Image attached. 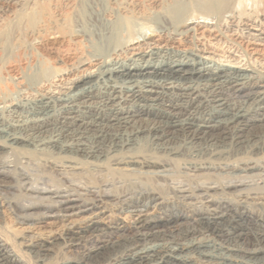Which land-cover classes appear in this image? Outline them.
Listing matches in <instances>:
<instances>
[{"label":"bare ground","instance_id":"6f19581e","mask_svg":"<svg viewBox=\"0 0 264 264\" xmlns=\"http://www.w3.org/2000/svg\"><path fill=\"white\" fill-rule=\"evenodd\" d=\"M21 35L0 71V264H264V0H0V49ZM141 198L155 214L90 219ZM62 249L79 256H41Z\"/></svg>","mask_w":264,"mask_h":264},{"label":"rangeland","instance_id":"374dc122","mask_svg":"<svg viewBox=\"0 0 264 264\" xmlns=\"http://www.w3.org/2000/svg\"><path fill=\"white\" fill-rule=\"evenodd\" d=\"M18 45L22 48L20 50H30V46H29V43L27 42V40H25L23 38V36L21 35L20 37H16V38H11L9 39V41L0 49V50H3V52L1 53L0 55V71H1V68H2V65L9 59L11 58L12 54H13V50H17L18 48ZM215 60H220L221 62L223 63H226V64H229V61H224V57H221V56H215L214 57ZM5 61V62H4ZM244 61H241L240 63L242 64ZM240 63H237V64H240ZM188 85H193V84H190V83H183V84H177V83H165L163 85H160L158 88H156V90L158 91H164L166 93H169L171 97H175L176 94L178 95L179 93H182V92H189L192 96V98H195V97H203L206 93L205 89H203V85H196L194 86L193 89H187L188 88ZM196 86L198 88H196ZM66 87L65 85L62 86V87H58L60 88L62 91L65 90ZM56 89L55 91H58L59 89ZM231 103H234L235 105H241L242 108H247L250 104H251V100H246L244 102H240L241 100H238L236 98H232L229 100ZM239 102V103H238ZM242 103V104H241ZM245 107H244V106ZM212 107V106H211ZM213 108H216V107H213ZM263 113V110H258L256 114H251V118H260L261 114ZM2 117L4 118H7L8 120L9 119H14L16 117H12L10 116V113L9 112H4ZM120 185V186H119ZM119 187L116 188V191L119 190L121 191L123 189V186L121 184H118ZM145 187L148 188V185H146ZM219 201H224V202H227L229 200H219ZM161 202V199H153V198H141V199H138L136 201V204L135 206L132 204V202H128V203H125V204H122L120 206H118L117 208H115V210L112 212V214L110 213H106L103 217H94L93 218H90L91 220L93 221H99V222H105L107 220L110 219V217L112 218H115L117 219L118 221H120L122 218H124L125 221L127 222H131L133 221V219L135 217H137V213H141V214H155V209L156 207L159 205V203ZM241 210V209H240ZM160 219H163L166 217V214H162V213H158L157 214ZM107 217V218H105ZM109 217V218H108ZM0 231L2 233H4L5 235H8L9 236V233L7 232V230L10 228V227H13L14 226V222L13 220L11 219V217L9 215H5L2 220H0ZM189 220H186L185 222H187ZM10 226V227H9ZM202 238H209L208 235L206 234H196L194 236H188L186 238H184L182 241L183 242H190V241H195V240H199V239H202ZM144 238H141L138 240V243L137 245L135 246V248L133 249L134 250H138L142 247H147V246H151L153 244H157V243H161L162 241L159 240V239H155V238H150V237H147V239H144ZM238 244H240V242H238ZM242 244V243H241ZM9 249H10V245L8 246ZM19 250H22L23 247L22 246H18L17 247ZM55 250V249H54ZM64 251V253H63ZM67 251V252H66ZM33 257H32V260L29 258V262L27 260V258H24V260L22 261L21 260V264H42V263H34V260H36V256H34V253L31 254ZM42 257H46V260H51V259H55V258H60V257H63V256H69V257H78V253L77 251H75V249H62V252H58V251H55V252H52V253H48L47 255L43 256L41 254ZM198 264H209L208 262H201L199 261ZM210 264H213V262H211Z\"/></svg>","mask_w":264,"mask_h":264}]
</instances>
